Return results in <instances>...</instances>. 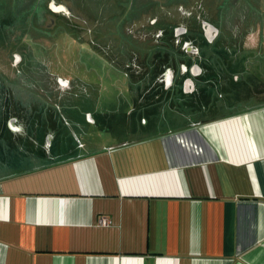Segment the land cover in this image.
Segmentation results:
<instances>
[{
  "label": "water",
  "instance_id": "1",
  "mask_svg": "<svg viewBox=\"0 0 264 264\" xmlns=\"http://www.w3.org/2000/svg\"><path fill=\"white\" fill-rule=\"evenodd\" d=\"M264 104V0H0V178Z\"/></svg>",
  "mask_w": 264,
  "mask_h": 264
},
{
  "label": "crops",
  "instance_id": "2",
  "mask_svg": "<svg viewBox=\"0 0 264 264\" xmlns=\"http://www.w3.org/2000/svg\"><path fill=\"white\" fill-rule=\"evenodd\" d=\"M0 264H264V104L0 178Z\"/></svg>",
  "mask_w": 264,
  "mask_h": 264
},
{
  "label": "built area",
  "instance_id": "3",
  "mask_svg": "<svg viewBox=\"0 0 264 264\" xmlns=\"http://www.w3.org/2000/svg\"><path fill=\"white\" fill-rule=\"evenodd\" d=\"M97 222L99 224H107L109 222V219L107 217H105V216H101V217H99V219L97 220Z\"/></svg>",
  "mask_w": 264,
  "mask_h": 264
}]
</instances>
